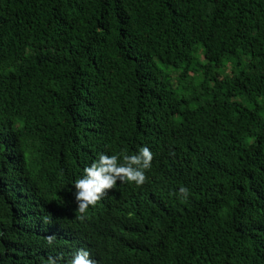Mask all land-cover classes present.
Segmentation results:
<instances>
[{
  "label": "trees",
  "instance_id": "trees-1",
  "mask_svg": "<svg viewBox=\"0 0 264 264\" xmlns=\"http://www.w3.org/2000/svg\"><path fill=\"white\" fill-rule=\"evenodd\" d=\"M140 147L145 184L78 219L84 168ZM81 248L264 264V0H0V264Z\"/></svg>",
  "mask_w": 264,
  "mask_h": 264
},
{
  "label": "clouds",
  "instance_id": "clouds-1",
  "mask_svg": "<svg viewBox=\"0 0 264 264\" xmlns=\"http://www.w3.org/2000/svg\"><path fill=\"white\" fill-rule=\"evenodd\" d=\"M154 154L148 147H140L138 152L129 155L127 151L117 154H100L98 159L83 170V175L74 182L75 200L77 203L76 217L80 220L90 206L94 207L109 190L122 183H135L137 187L147 181L146 171L152 167ZM182 201L189 196V189L181 187L178 193ZM50 217L43 218L44 224H49ZM46 244L51 247L55 244L56 236L47 235ZM42 264H64L63 256H49ZM66 264H98V261L91 258L87 249L81 248L66 262Z\"/></svg>",
  "mask_w": 264,
  "mask_h": 264
}]
</instances>
